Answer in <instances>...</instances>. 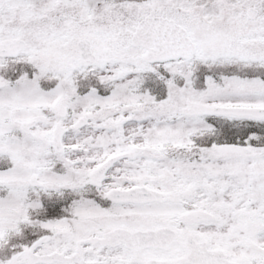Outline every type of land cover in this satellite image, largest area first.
<instances>
[{
	"label": "snow or ice",
	"instance_id": "1",
	"mask_svg": "<svg viewBox=\"0 0 264 264\" xmlns=\"http://www.w3.org/2000/svg\"><path fill=\"white\" fill-rule=\"evenodd\" d=\"M0 264H264V0H0Z\"/></svg>",
	"mask_w": 264,
	"mask_h": 264
}]
</instances>
